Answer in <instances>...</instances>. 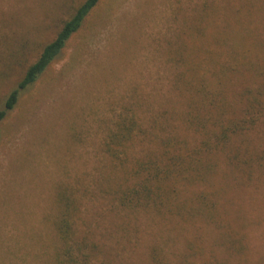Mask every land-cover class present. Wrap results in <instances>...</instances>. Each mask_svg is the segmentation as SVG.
Masks as SVG:
<instances>
[{"label": "rangeland", "instance_id": "374dc122", "mask_svg": "<svg viewBox=\"0 0 264 264\" xmlns=\"http://www.w3.org/2000/svg\"><path fill=\"white\" fill-rule=\"evenodd\" d=\"M81 1L0 0V105ZM235 1L102 0L94 8L0 123V264H54V197L60 188L79 205L77 236L100 247L93 264H152V249L164 264H264V157L244 167L219 156L209 180L188 188L189 195L203 192L215 203L220 221L239 228L238 252L204 220L121 207L124 177L102 152L121 113H134L147 127L156 119L153 137L199 142L195 126L184 121V98L172 87L183 68L169 51L184 43L189 19L202 8L212 17L204 31L221 30L222 17L234 16ZM249 1L252 15L238 29L233 49L248 58L247 65L254 56L259 61L251 72L224 81L237 112L238 94L258 87L264 74V0ZM235 28L230 20L225 31ZM194 39L202 45L199 34ZM236 146L264 151V115Z\"/></svg>", "mask_w": 264, "mask_h": 264}, {"label": "trees", "instance_id": "16d2710c", "mask_svg": "<svg viewBox=\"0 0 264 264\" xmlns=\"http://www.w3.org/2000/svg\"><path fill=\"white\" fill-rule=\"evenodd\" d=\"M101 1L82 0L73 8L69 18L62 21L53 39L42 46L24 69L17 85L2 101L0 123L15 108L22 92L32 86L60 56ZM234 5V18L223 16L222 29L215 33L204 31L212 17L206 13L207 8H202L197 17L189 19L184 43L169 51L170 57L175 58L173 63L183 68L174 77L172 87L184 98V121L188 126H195L199 142L194 145L173 136L153 137L155 129L158 130L156 119L147 127L134 113H121L116 116L113 128L108 130L102 144V152L114 171L121 172L124 177V184L118 186V204L121 207L151 210L161 216L184 219L182 221L204 220L214 225L222 234L226 247L232 251H236L241 243L239 228L228 221H220L213 208L215 203L206 199L203 192L189 195L188 188L209 180L214 160L219 156L229 164L244 167L249 165L247 162L264 157L262 150L258 152L251 148L253 151H250L248 147L236 146L248 127L264 115V74L258 87L243 89L238 94L237 112L229 102L224 81L229 75L243 70L251 72L250 66L259 58L254 56L253 62L247 65L248 58L233 49V38L252 15V6L254 8L249 0H237ZM230 20L236 28L226 33L225 27L230 26ZM201 23L202 26L199 25ZM197 34L203 39L202 45H197L194 39ZM134 149H140L138 156L133 154ZM54 201L57 213L53 227L59 243L54 264H93L100 247L85 237L77 236L79 205L76 199L66 189L60 188ZM205 205H211L212 209H206ZM240 250L241 247L238 252ZM149 257L152 264H164L156 249L150 250Z\"/></svg>", "mask_w": 264, "mask_h": 264}]
</instances>
